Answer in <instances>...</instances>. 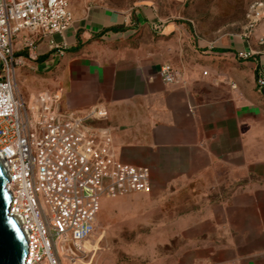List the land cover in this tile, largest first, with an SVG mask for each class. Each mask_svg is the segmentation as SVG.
<instances>
[{"label": "crops", "instance_id": "1", "mask_svg": "<svg viewBox=\"0 0 264 264\" xmlns=\"http://www.w3.org/2000/svg\"><path fill=\"white\" fill-rule=\"evenodd\" d=\"M254 1L237 29L211 35L152 0H71L64 54L47 37L34 50L27 32L14 40L21 62L49 74L44 89L62 93V110L108 109L94 123L113 132L118 160L150 170V194L213 196L162 221L172 245L163 264H264V19L247 33ZM166 62L182 72L177 83L163 81Z\"/></svg>", "mask_w": 264, "mask_h": 264}, {"label": "built area", "instance_id": "2", "mask_svg": "<svg viewBox=\"0 0 264 264\" xmlns=\"http://www.w3.org/2000/svg\"><path fill=\"white\" fill-rule=\"evenodd\" d=\"M70 5L71 0H0V155L12 192L9 213L22 220L27 240L24 264L81 261L102 201L153 189L150 170L118 160L113 132L95 125L108 118L106 107L94 106L83 114L64 111L59 90L28 98L17 91L21 60L15 38L27 32L26 47L34 50L47 37L51 51L64 54L65 34L74 21ZM263 19L264 1L252 2L247 33ZM259 43L264 45V36ZM237 55L249 58L252 52ZM160 74L166 83L182 76L170 62L161 65ZM258 86L264 88V76L258 77Z\"/></svg>", "mask_w": 264, "mask_h": 264}, {"label": "rangeland", "instance_id": "3", "mask_svg": "<svg viewBox=\"0 0 264 264\" xmlns=\"http://www.w3.org/2000/svg\"><path fill=\"white\" fill-rule=\"evenodd\" d=\"M155 12L166 19H177L198 33L219 35L237 29L243 22L251 0H152ZM16 56H17V52ZM21 68H27L23 72ZM49 74L35 72L27 64L17 65L16 85L19 94L28 98L45 90ZM35 91V92H31ZM195 188V187H193ZM173 189L164 196L132 193L104 199L95 231L84 243L81 261L65 264H163L161 256L172 250L164 243L161 223L172 220L183 210L199 206L213 198L204 191L195 193L185 187L179 194ZM82 255V256H83Z\"/></svg>", "mask_w": 264, "mask_h": 264}, {"label": "water", "instance_id": "4", "mask_svg": "<svg viewBox=\"0 0 264 264\" xmlns=\"http://www.w3.org/2000/svg\"><path fill=\"white\" fill-rule=\"evenodd\" d=\"M4 167L0 155V264H24L27 240L22 220L9 213L12 192L7 189L10 180Z\"/></svg>", "mask_w": 264, "mask_h": 264}]
</instances>
